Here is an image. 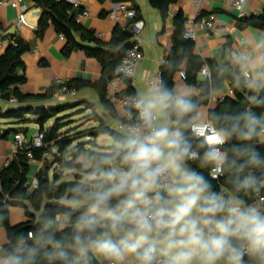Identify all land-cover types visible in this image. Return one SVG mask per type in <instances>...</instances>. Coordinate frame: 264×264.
<instances>
[{
	"label": "clouds",
	"instance_id": "9594fccd",
	"mask_svg": "<svg viewBox=\"0 0 264 264\" xmlns=\"http://www.w3.org/2000/svg\"><path fill=\"white\" fill-rule=\"evenodd\" d=\"M231 65L243 108L146 84L118 134L63 164L60 210L10 233L0 264H264V41Z\"/></svg>",
	"mask_w": 264,
	"mask_h": 264
},
{
	"label": "trees",
	"instance_id": "16d2710c",
	"mask_svg": "<svg viewBox=\"0 0 264 264\" xmlns=\"http://www.w3.org/2000/svg\"><path fill=\"white\" fill-rule=\"evenodd\" d=\"M30 1L34 7L40 9L34 29L36 36L42 37L47 27L52 26L58 34L64 35L65 44L62 54L68 57L76 50H83L87 56L93 57L99 62L101 75L95 82L69 79L52 84L41 95H25L18 90V85L26 80L25 75L21 72L25 67L23 55L31 51L32 45L16 33L4 36L8 40L5 48L0 52V98L7 101L10 97H14L17 104L9 105L6 108L0 107V118L14 120L15 123H34L43 132L40 146L23 145L19 147L12 158L0 168V223L6 229L7 237L12 232H28L34 226H38L37 221L42 218V214L53 215L60 210L59 198L70 186L73 178L62 177V173L56 171V166H59V170L62 172L63 164L73 160L72 153L76 148H83L91 143L99 144L98 136L109 133L114 135L119 132L118 129L105 125L99 119H97V125L87 126L72 119L73 111L68 110L80 105L75 101H61L55 104H37L28 101L49 99L61 87L78 91L90 86L97 91L103 107L111 115H114V104L107 98V83L113 78L115 68L132 43L134 37L132 25L142 19L140 8L135 0H111L127 3L130 8L135 10V16L124 24L116 23L111 38L108 41H103L92 30L84 28L77 20V14L82 10V7H75L67 0ZM149 2L165 21L170 13V6L177 0H149ZM201 14L205 15L207 12L203 11ZM184 21L182 10L178 9L172 13V43L160 64L161 78L170 86L175 85V74L180 69H184V81L197 88L198 93L193 94L192 98L200 106L206 105L211 93L228 80L232 95H226L218 100L208 112L220 111L226 106L233 109L245 107V97L248 93L246 90L235 87L231 63H227L225 67H217L214 66L211 59H204L197 55L195 42L184 36ZM237 23L239 26H251L264 30V2L259 13L238 17ZM204 65L208 66L211 75L209 78L201 79L198 72ZM126 92L135 93L130 84L127 86ZM83 105L84 110H92V113L87 114L88 116L95 113L91 103L85 102ZM257 111L259 110L257 109ZM49 121L50 123H48ZM28 128L10 127L4 129L0 138L7 132L16 134L19 130ZM74 142H76L75 149L71 147ZM28 152H31L32 159L42 163L35 172L34 177L37 179L35 187L30 186L31 160L28 157ZM44 152H49L51 156L45 157ZM192 166L196 167V164ZM51 169H54L52 173H50ZM213 184L227 187L223 177L214 180ZM261 195L264 197V193ZM11 205L22 207L27 220L12 225L9 220V206Z\"/></svg>",
	"mask_w": 264,
	"mask_h": 264
},
{
	"label": "crops",
	"instance_id": "0c3cea01",
	"mask_svg": "<svg viewBox=\"0 0 264 264\" xmlns=\"http://www.w3.org/2000/svg\"><path fill=\"white\" fill-rule=\"evenodd\" d=\"M82 9L88 11V15L81 17L78 21L88 30H92L97 37L103 41L111 38L113 27L116 23L124 24L129 19L121 18L117 21L108 17L111 7V0H77ZM138 4L142 19L132 25V32L142 39L143 59L138 65L133 82L129 79H122L119 82L120 92L127 93V86L130 84L136 93L142 91L146 84L160 68L161 60L171 47V35L173 32L172 13L180 9L185 18L196 13V7L192 0H177L170 6V13L163 21L157 9L151 6L149 0H135ZM28 9L25 12L26 20L33 26L29 28L18 25L16 21V11L10 7L0 6V41L7 44L6 34L16 33L32 45L30 52L23 55L24 69L21 71L26 77L24 83L18 85V90L25 95H41L52 84L64 82L69 79H80L95 82L101 75L99 62L85 54L83 50H76L68 57L62 54L65 39H61L52 26H48L42 37L35 34L40 9L33 6L30 0H26ZM264 0H246L244 10L246 15L259 13ZM204 12H213L216 16L215 28L206 35L199 27L196 29L197 38L195 42V53L204 59H211L214 66L225 67L231 63V55L241 48L252 47L255 43L264 41V30L251 26H239L237 23L236 11L232 7L230 0H211L203 8ZM240 36L243 37L241 41ZM200 77V76H199ZM177 88L191 89L193 94L198 90L194 86L188 85L178 75L174 77ZM229 81L223 82L220 88L215 89L206 105H201V109L208 112L216 105V102L226 95H232ZM63 97L49 99L31 100L32 103L55 104L63 101ZM75 102L84 108L83 103L89 102L93 105L94 112L89 115V119L83 126L97 125L101 120L105 125L114 129L121 119L122 109L114 104L115 114L111 115L101 103L97 91L93 87H84L77 91ZM17 104V103H16ZM15 104V105H16ZM9 103L0 98V107L6 108ZM14 106V105H13ZM87 114L92 113L91 109L85 110ZM77 113V112H76ZM97 115V116H96ZM78 117H72L77 122H83ZM0 135L7 128L37 127L34 123H15L14 120L0 118ZM21 133V130H19ZM14 133L7 132L0 138V168L4 166L13 156ZM107 135V134H104ZM108 136V135H107ZM108 138H110L108 136ZM98 142V141H97ZM99 144H102L98 142ZM40 161H31L29 179L35 176V172L40 168ZM9 220L12 225L27 220L24 209L17 205L9 206ZM7 234L5 227L0 223V245L6 244Z\"/></svg>",
	"mask_w": 264,
	"mask_h": 264
},
{
	"label": "built area",
	"instance_id": "2783aa9c",
	"mask_svg": "<svg viewBox=\"0 0 264 264\" xmlns=\"http://www.w3.org/2000/svg\"><path fill=\"white\" fill-rule=\"evenodd\" d=\"M72 3L75 7H81L79 1L77 0H67ZM196 7V13L193 16L185 18V30L184 36L195 41L197 38L196 29L199 27L204 31L206 35L210 34V32L215 28L216 24V16L213 12H209L205 15H202L203 8L210 3L211 0H192ZM246 0H230L232 7L236 11V16L242 17L246 15V11L244 10ZM0 6H6L14 9L16 11V21L20 26H26L29 28H33V26L26 20L25 12L28 9V5L26 0H0ZM88 15V11L86 9H82L77 14V20L81 17ZM135 16V10L130 8L127 3L121 2H111V7L108 11V17L117 21L121 18L131 19ZM137 23V22H136ZM135 23V24H136ZM61 39H64L63 34H59ZM241 41L243 37L240 36ZM6 44L0 41V52L5 48ZM143 59V49H142V39L138 36L133 37L131 45L126 49L120 63L114 70V76L107 83V98L116 105H119L122 109L121 119L117 122V128L120 130L121 123L127 122V117L131 112H134L132 108L133 100L136 96L135 93H121L119 90V82L122 79H129L133 82L137 68L141 60ZM164 58L161 60L163 62ZM178 75L181 79H185V71L184 69H180L178 71ZM198 75L201 79L209 78L211 72L207 65H204L198 72ZM161 79V73L158 71L149 82L153 80ZM232 92V91H231ZM77 91L73 89H68L66 87H61L57 91H55V97H75ZM7 102L9 105H15L17 103L14 97H10ZM14 138V146L12 148V154L16 152L19 147H22L25 144V135L18 132L13 135ZM43 132L38 128V131L32 135V139L29 145L40 146L42 144ZM44 156L49 158L51 154L49 152H44ZM28 157L31 161L32 159L31 152H28ZM37 184V179L34 177L30 183L31 187H35ZM257 200H264V197L261 194H258L256 197Z\"/></svg>",
	"mask_w": 264,
	"mask_h": 264
},
{
	"label": "rangeland",
	"instance_id": "374dc122",
	"mask_svg": "<svg viewBox=\"0 0 264 264\" xmlns=\"http://www.w3.org/2000/svg\"><path fill=\"white\" fill-rule=\"evenodd\" d=\"M75 97H66L65 99H62L63 101H68V102H74L75 100ZM68 111H73V113H71V114H73V116L72 117H78L77 119H83L82 121V123L83 124H85L89 119L88 118H86L88 115H87V112L84 110V108L83 107H81V106H75V107H73V108H71L70 110H68ZM77 112V113H76ZM75 113V114H74ZM85 118V119H84ZM48 123H50V121L48 122ZM76 123V122H75ZM1 125H2V123H0ZM109 138H108V136L107 135H104V134H102V135H100V136H98L97 137V141L98 142H100V143H103L104 141H106V140H108ZM75 144H76V142H74L73 144H72V146L71 147H73L74 149L76 148L75 147ZM75 151V150H74ZM69 156V155H68ZM54 171V169H51V171H50V173H52ZM56 171H59L60 173H62L60 170H59V166H56ZM62 177H66V175H64L63 173H62Z\"/></svg>",
	"mask_w": 264,
	"mask_h": 264
},
{
	"label": "water",
	"instance_id": "95a60500",
	"mask_svg": "<svg viewBox=\"0 0 264 264\" xmlns=\"http://www.w3.org/2000/svg\"><path fill=\"white\" fill-rule=\"evenodd\" d=\"M38 131V127H29L27 130L22 129L21 133L25 135V144L29 145L32 139V135Z\"/></svg>",
	"mask_w": 264,
	"mask_h": 264
}]
</instances>
